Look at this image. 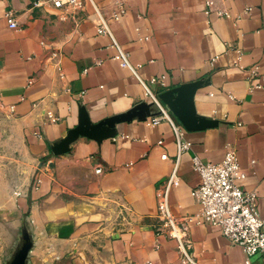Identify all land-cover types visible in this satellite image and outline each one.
<instances>
[{"label":"crops","instance_id":"crops-1","mask_svg":"<svg viewBox=\"0 0 264 264\" xmlns=\"http://www.w3.org/2000/svg\"><path fill=\"white\" fill-rule=\"evenodd\" d=\"M213 1L206 14L205 0H84L60 8L53 0H0V264H10L23 230L32 240L27 264H183L159 220L158 191L176 172L173 216L198 214L192 159L219 163L227 149L236 151L248 175L242 187L257 194L264 218V0ZM102 23L112 36L98 32ZM113 39L135 73L115 59ZM160 76L164 85L151 86L158 98L205 82L196 113L217 120L215 127L187 131L161 102L185 130L188 151L179 154L168 120L153 125L149 117L117 124L100 144L79 137L53 155L81 107L93 124L121 115L150 103L141 80ZM185 239L197 264H245L242 248L218 226L191 223Z\"/></svg>","mask_w":264,"mask_h":264},{"label":"built area","instance_id":"built-area-1","mask_svg":"<svg viewBox=\"0 0 264 264\" xmlns=\"http://www.w3.org/2000/svg\"><path fill=\"white\" fill-rule=\"evenodd\" d=\"M84 0H53L55 7L60 8L64 5L81 6ZM206 14L213 11L214 1L205 0ZM251 9H247L250 11ZM124 10H120L115 15L118 19ZM227 14L219 11L218 15ZM13 13L8 12L7 16L12 17ZM11 27H16V22H11ZM99 33L112 36L105 23H102ZM114 46L118 49L115 57L123 68L130 69L135 73V69L129 62V54L123 51L113 39ZM259 67L254 66L250 69L251 78L256 77ZM164 76L153 77L148 83L141 80L145 88L146 96L160 111V115L149 120V124L157 125L162 120H168L175 131L179 154L188 151L191 144L184 140L185 130L177 126L163 104L154 93L151 86H163ZM260 88L259 85L253 89ZM56 121V119H53ZM163 155L162 158H166ZM193 170L199 175L200 183L192 191L193 198L200 204L201 211L196 215L186 216L177 219L173 216L169 205V192L172 187L179 185L180 180L176 172L167 179L163 190L158 191V217L161 225L166 229L165 233L178 242V250L182 256L183 264H197L188 250L186 236L191 223L198 225L209 224L218 226L221 233L232 244L242 248L246 255L245 264H251V258L261 256V263L264 264V218L261 217L258 205L257 194L243 189L242 183L247 179V172L242 168L238 155L235 150L227 149L224 159L219 163H205L198 156L193 157ZM98 170L97 172H100Z\"/></svg>","mask_w":264,"mask_h":264},{"label":"water","instance_id":"water-1","mask_svg":"<svg viewBox=\"0 0 264 264\" xmlns=\"http://www.w3.org/2000/svg\"><path fill=\"white\" fill-rule=\"evenodd\" d=\"M205 84L204 81L188 83L160 93L159 99L168 108L172 115L178 119L187 131L204 130L218 125L217 120L197 116L195 106V95L198 89ZM152 102H142L132 109L118 116H113L93 124L85 107L80 108L79 123L70 129L66 136L59 142L52 145L53 155L60 156L69 151L70 145L79 137L92 139L99 144L116 134V126L119 123L139 119L147 120L149 117L159 116L161 113L152 112ZM32 248V240L28 231L23 230L22 245L16 252L10 264H27V258Z\"/></svg>","mask_w":264,"mask_h":264}]
</instances>
